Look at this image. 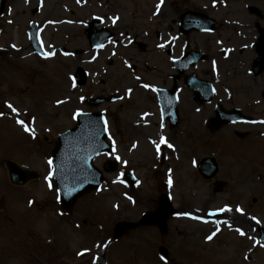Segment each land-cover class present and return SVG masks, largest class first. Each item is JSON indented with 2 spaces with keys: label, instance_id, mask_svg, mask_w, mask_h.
Wrapping results in <instances>:
<instances>
[{
  "label": "rangeland",
  "instance_id": "1",
  "mask_svg": "<svg viewBox=\"0 0 264 264\" xmlns=\"http://www.w3.org/2000/svg\"><path fill=\"white\" fill-rule=\"evenodd\" d=\"M82 1L8 0L0 21V264H93L97 256L99 264H264V244L257 232V226L264 223V137L255 133L256 126L243 125V152L237 158L243 173L239 196L213 195L209 184L191 173L189 154L202 157L211 151L202 136L197 145L168 133L182 157L175 164L167 160L163 166H157V147L141 143L143 136L151 137L150 132L157 130L128 138L118 136L115 139L123 145L120 154L146 176L145 181L124 185L113 173L107 174L101 188L81 197L70 211L58 202L48 164L56 134L73 124L70 118L75 109H89L80 97L111 92L117 79L121 88L124 78L160 82L165 74L159 57L165 49L163 40L182 36L177 26L181 12L197 9L217 20L214 34L192 32L187 36H247L243 39L247 44L257 36L254 24L264 26V0ZM93 15L103 16V26L114 36H126L134 43L123 48L111 40L106 44L109 46L90 49L83 30ZM53 20L59 24H52ZM29 21L37 22L47 50L54 45L79 48L83 53L64 56L56 52L39 57L24 35ZM11 45L22 50L8 51ZM253 57V50L245 49L243 74L229 73L228 79L243 80V108L249 116L260 119L264 118V100L260 99L264 72L257 77L248 74ZM77 66L87 71V83L72 88L70 74ZM200 68L196 71L202 76L200 71H207V62H201ZM145 86L142 83L135 88L131 100L146 102ZM255 100L260 103L255 104ZM104 107L109 113L113 111L112 104L90 109ZM41 134L51 142H43ZM133 141L138 145H132ZM7 158L36 169L39 177L23 186L10 184L3 164ZM218 160L223 166L231 158L222 153ZM195 161L191 158L190 164L194 166ZM172 166L169 178L173 183L168 192L177 211L190 207L209 210L232 222L220 216L190 221L181 213L167 221L164 233L158 227L137 225L113 240L118 220L136 222L144 211L154 209L159 194L166 191L163 174ZM160 245L170 252V261L158 253Z\"/></svg>",
  "mask_w": 264,
  "mask_h": 264
},
{
  "label": "flooded vegetation",
  "instance_id": "2",
  "mask_svg": "<svg viewBox=\"0 0 264 264\" xmlns=\"http://www.w3.org/2000/svg\"><path fill=\"white\" fill-rule=\"evenodd\" d=\"M176 44L177 57L190 50H199L207 55L209 70L207 77L213 85L211 99L200 104L198 96L194 97L193 89L185 83L186 74H179L176 84L178 95L176 116L169 119L162 114L164 116L162 119L155 98H148L146 102L129 98H124L121 102L120 98L113 106V111L108 114L112 135L128 137L160 129L172 136L185 137L187 144L192 142L197 145L200 143V137H205L211 148L222 149L225 153L228 152L231 158V161H226L217 173L220 175L219 179L223 181V187L226 188V182L230 181L239 190L243 185V173L237 158L241 156L239 152H243V119L232 123L226 119L219 122L218 119L232 116L243 118V80L228 79V70L235 71L237 75L243 74V36H176ZM197 64L194 66L197 67ZM126 79L122 81V88L121 80L116 81L120 96L122 94L126 96L138 87L136 81ZM172 81L167 78L162 81L160 87L169 88ZM153 94L155 95L154 92ZM200 107L202 114L199 111ZM209 119L211 121L207 124ZM116 144L120 151L123 150L120 141ZM117 169L118 171L121 169L120 163ZM211 181L212 189L216 192L218 180ZM233 190L237 194L236 189Z\"/></svg>",
  "mask_w": 264,
  "mask_h": 264
},
{
  "label": "water",
  "instance_id": "3",
  "mask_svg": "<svg viewBox=\"0 0 264 264\" xmlns=\"http://www.w3.org/2000/svg\"><path fill=\"white\" fill-rule=\"evenodd\" d=\"M2 4L3 0H0V12ZM203 18H205V21L208 20L207 23L209 25L212 23V20L207 19V17L203 16ZM195 21L196 23H192L190 26L197 29L201 28L202 21L200 19H195ZM35 35L36 32L33 25L31 41L36 43ZM263 65L264 58L259 65V70ZM77 75L80 79L78 83H84L83 72L79 70ZM99 101H102V99H95L94 103ZM91 116H89V113L80 115L82 121L80 120L77 127L71 132L67 131L59 135V143L52 153L54 175L58 184L60 201L66 209H69L81 194L98 187L102 181L101 173L93 167L92 160L99 152L108 150V147L104 142L105 132L102 120L96 118L95 114H91ZM7 167L14 183L20 184L35 176L33 172L21 171L11 162L7 163ZM112 169V166H110L109 170ZM169 213V203L164 196H161L159 198V208L155 212L145 213L140 222L162 226L163 220ZM132 226H134L133 223L118 222L115 227L114 237L121 235ZM261 232L262 236H264V230H261ZM161 250L164 252L163 248Z\"/></svg>",
  "mask_w": 264,
  "mask_h": 264
},
{
  "label": "bare ground",
  "instance_id": "4",
  "mask_svg": "<svg viewBox=\"0 0 264 264\" xmlns=\"http://www.w3.org/2000/svg\"><path fill=\"white\" fill-rule=\"evenodd\" d=\"M22 49H21V47H17V46H15V47H11L8 51H11V52H19V51H21ZM98 256L96 257V261L93 263V264H99V260H98Z\"/></svg>",
  "mask_w": 264,
  "mask_h": 264
},
{
  "label": "snow or ice",
  "instance_id": "5",
  "mask_svg": "<svg viewBox=\"0 0 264 264\" xmlns=\"http://www.w3.org/2000/svg\"><path fill=\"white\" fill-rule=\"evenodd\" d=\"M146 87H147V85H146ZM9 107L11 108L12 106L11 105H9ZM13 111H15V109H13ZM0 115H2V114H0ZM19 123H21V124H23L24 122L23 121H18ZM27 130V129H26ZM163 142V141H162ZM157 147H159V145L157 146ZM169 147H171V145H169ZM117 159H119L118 157H117ZM49 163H51V161H49ZM238 211H239V209H238ZM241 234L243 235V233L241 232ZM208 239H211V237H208Z\"/></svg>",
  "mask_w": 264,
  "mask_h": 264
}]
</instances>
